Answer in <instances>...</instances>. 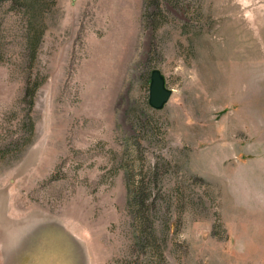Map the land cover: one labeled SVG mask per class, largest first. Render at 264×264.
Returning a JSON list of instances; mask_svg holds the SVG:
<instances>
[{
	"label": "rangeland",
	"instance_id": "obj_1",
	"mask_svg": "<svg viewBox=\"0 0 264 264\" xmlns=\"http://www.w3.org/2000/svg\"><path fill=\"white\" fill-rule=\"evenodd\" d=\"M30 2L0 3V264H264V0Z\"/></svg>",
	"mask_w": 264,
	"mask_h": 264
},
{
	"label": "water",
	"instance_id": "obj_2",
	"mask_svg": "<svg viewBox=\"0 0 264 264\" xmlns=\"http://www.w3.org/2000/svg\"><path fill=\"white\" fill-rule=\"evenodd\" d=\"M172 90L166 87L165 78L160 71L155 70L151 75L149 104L155 110H161L170 101Z\"/></svg>",
	"mask_w": 264,
	"mask_h": 264
},
{
	"label": "trees",
	"instance_id": "obj_3",
	"mask_svg": "<svg viewBox=\"0 0 264 264\" xmlns=\"http://www.w3.org/2000/svg\"><path fill=\"white\" fill-rule=\"evenodd\" d=\"M19 1H22L24 3H29L30 0H0V3H5V2H19ZM36 3L37 0H34ZM53 3L57 2V0H52ZM31 3V2H30ZM34 3L30 6V7H34ZM39 39L41 38V36L39 35L38 37ZM36 86L31 88V86H28L26 88V95L28 97H30V101H31V104L34 105V98H35V92H36ZM33 129H34V125H33ZM133 197L135 199V203H137V208H141L142 207V203H143V199H142V196H141V193L139 190H137L134 194H133Z\"/></svg>",
	"mask_w": 264,
	"mask_h": 264
},
{
	"label": "crops",
	"instance_id": "obj_4",
	"mask_svg": "<svg viewBox=\"0 0 264 264\" xmlns=\"http://www.w3.org/2000/svg\"><path fill=\"white\" fill-rule=\"evenodd\" d=\"M56 238H58V237H56Z\"/></svg>",
	"mask_w": 264,
	"mask_h": 264
}]
</instances>
